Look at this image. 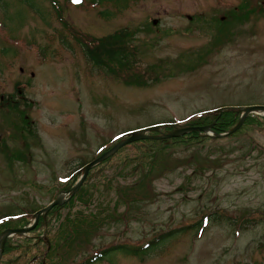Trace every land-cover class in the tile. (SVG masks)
Returning a JSON list of instances; mask_svg holds the SVG:
<instances>
[{
  "label": "rangeland",
  "instance_id": "1",
  "mask_svg": "<svg viewBox=\"0 0 264 264\" xmlns=\"http://www.w3.org/2000/svg\"><path fill=\"white\" fill-rule=\"evenodd\" d=\"M35 1L38 13L0 0V219L27 215L0 233L12 221L8 229L29 224L58 194L59 179L117 145L114 136L224 106L264 105V13L241 15L256 0ZM66 24L94 39L126 30L132 75L90 63ZM221 27L230 38L211 51ZM24 98L28 107L18 103ZM201 139L120 149L50 215L47 255L42 226L30 242L13 238L0 264H78L174 231L162 250L95 264H263L264 131L249 124L232 138Z\"/></svg>",
  "mask_w": 264,
  "mask_h": 264
},
{
  "label": "trees",
  "instance_id": "2",
  "mask_svg": "<svg viewBox=\"0 0 264 264\" xmlns=\"http://www.w3.org/2000/svg\"><path fill=\"white\" fill-rule=\"evenodd\" d=\"M68 1L72 2L73 0H68ZM108 1H114V0H92V4H102V2H108ZM249 1H251V0H249ZM19 2L21 4L29 7L31 10L36 11L37 13H38V11H40L39 8L36 7V1L35 0H19ZM256 4H258V7L253 9V10H250L251 8H249L248 3H246V6L243 7L241 15H243V14H254L257 12L259 14L262 12L264 13V7H262L261 4L259 5V0H256ZM3 6H4V4H3ZM248 19H249V16H245V19L243 17L237 16V17H235V19L233 21H240L241 24H243ZM65 27H66L67 31L72 35L73 39L75 37H78V38H80L79 40L82 42V44L87 45V46H85L86 49L84 50V54H85L86 59L90 63H92L96 67L104 69V71L106 73H109L112 75L115 74L117 77H119L118 73L121 70H122V72H127L128 77L132 75V74H130V71L132 69V66L130 64V60H134V58L128 54V48L131 45L127 41L130 38V35L126 30L120 31V32L113 34V35H110V36H107L103 39H94L92 37H89L88 35H85V34L82 35V34L77 33L69 24H66ZM229 38L230 37L228 36V31L225 30L223 27L217 29V34L215 35V38L213 41L214 44L211 45V51H214V46L222 45L224 42L228 41ZM63 40H65V38H63ZM135 50L136 51L134 53H135V55H137L136 54L137 49H135ZM21 96H25V95L22 93ZM4 100L9 101V104L7 107L10 110H18L19 109L17 104H16L17 102H14V100H11V102L9 99H6V98H4ZM23 100L25 102H22L19 100L18 103H22V106L28 107V105H29L27 103L28 101L25 98ZM14 112H19V111H14ZM20 117H23V115H20ZM238 120H239V115L237 112L225 111L221 114H215V115L210 114V115H205V116L199 117L197 119L191 120L185 125V127L200 128V127H204L207 125L214 124L213 130L217 134H222V133H226V132L230 131L238 123ZM30 124H31V122L29 123V121H28L27 124H25V125H27V128L29 126V129H30ZM249 124L259 126V128L262 131H264V118H262V120H259L255 116L248 117L246 122H245V125L241 128V130H243L244 127L248 126ZM169 130H170V128L167 129L166 132H169ZM29 132L31 133L30 130H29ZM233 136L234 135H232L230 137L232 138ZM31 137H33V135H31ZM200 138H201V136H200L199 132H192L190 134H187L184 137H181L178 139H172V142L174 143V145H180L185 140H189L191 143L195 142L197 140L199 142H202L203 140L202 139L199 140ZM217 140H222V138L217 139ZM165 141L166 140H159V141L147 140V141H143L142 143L145 142L146 145H149V143L157 145V144H162ZM60 210H61L60 208L56 207L55 209H53L52 213H56ZM220 219H222V217L217 216V219H215V220L219 221ZM226 220L229 221L228 218H226ZM19 221H21V220H19ZM41 223H42V221H41ZM199 225H201V223ZM17 226H14V227H17ZM12 227H13V221H12V225L11 226L8 225L5 228V230L8 228H12ZM199 229L200 228H197V231ZM177 233H179V231L170 232L167 235L160 236L157 240L152 241L149 244H146V245L140 247V249H137L134 247H129L126 245L112 247V248L108 249L107 251L101 252L100 253L101 257L100 256H97V257L100 258V260H101L102 258H104V256H106L107 258H111V256L115 253H121L123 255L135 256L137 258H141L142 256L147 255L148 253L162 250L163 248L161 247V244L164 243L167 239L171 238L172 236H174ZM7 246L8 247L6 248V252H9L11 250V249L9 250L10 242L8 243ZM98 258H96V260H98ZM90 262L91 261H89L88 264Z\"/></svg>",
  "mask_w": 264,
  "mask_h": 264
},
{
  "label": "water",
  "instance_id": "3",
  "mask_svg": "<svg viewBox=\"0 0 264 264\" xmlns=\"http://www.w3.org/2000/svg\"><path fill=\"white\" fill-rule=\"evenodd\" d=\"M229 110H237L241 114V118H240V121L235 128H233L229 133L223 134V135L215 134L212 131L211 126L201 127V128L178 129V130H176L172 133H169L165 136H158L157 137V136H151L150 135V133L161 131V129H163L166 126L177 127L178 125H158V126L148 127V128L141 129V130L127 134L126 139L124 141L115 145L113 148H111L109 151H107L105 154H103L100 158H98V159L92 161L91 163H89L88 165H86L83 168V175H82L80 181L73 187V189L70 190L69 192H66L65 194L58 195L57 198L50 205H48L44 209L38 211L34 216L35 217L34 223H37L42 215H45V217H46L54 207H56V206L62 207L64 205L65 201H67V200H65V197L69 195L68 199L70 200V198H72V196H74L77 193V191L83 185L84 181L86 180V178L89 174V171L92 168H94L98 164L102 163L103 161H105L109 157L113 156L116 152H118L122 147H124L126 145H129V144L137 142V141L148 140V139L161 140V139L179 138V137L184 136L186 134H189L193 131L203 132V135L208 136V137L222 138V137H225L227 135H232L235 132H237L242 127V125L245 123L247 117L250 114H256V115L264 116V106L226 107V108L219 109L217 112L222 113L223 111H229ZM34 223L27 228L15 229V230L9 229V230H6L0 234V259H1L3 252H4V248H5V244H6L7 240L11 237H14V236L26 235L28 232L33 230V228L36 227V224H34Z\"/></svg>",
  "mask_w": 264,
  "mask_h": 264
},
{
  "label": "flooded vegetation",
  "instance_id": "4",
  "mask_svg": "<svg viewBox=\"0 0 264 264\" xmlns=\"http://www.w3.org/2000/svg\"><path fill=\"white\" fill-rule=\"evenodd\" d=\"M39 223H40V222H39ZM43 223H45V221L42 222V224H43ZM38 227H41V226L39 225ZM39 229H40V228H38L37 230H39ZM37 230H35V231H37ZM35 231H34V232H35ZM39 238H41V237L39 236Z\"/></svg>",
  "mask_w": 264,
  "mask_h": 264
},
{
  "label": "snow or ice",
  "instance_id": "5",
  "mask_svg": "<svg viewBox=\"0 0 264 264\" xmlns=\"http://www.w3.org/2000/svg\"><path fill=\"white\" fill-rule=\"evenodd\" d=\"M74 2H76V3H79V2H80V0H74Z\"/></svg>",
  "mask_w": 264,
  "mask_h": 264
},
{
  "label": "bare ground",
  "instance_id": "6",
  "mask_svg": "<svg viewBox=\"0 0 264 264\" xmlns=\"http://www.w3.org/2000/svg\"><path fill=\"white\" fill-rule=\"evenodd\" d=\"M227 134V133H226ZM223 138V137H222Z\"/></svg>",
  "mask_w": 264,
  "mask_h": 264
}]
</instances>
